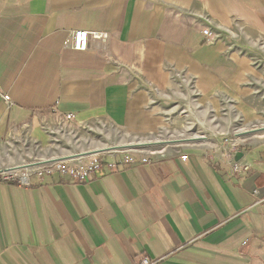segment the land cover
<instances>
[{"label":"crops","instance_id":"crops-1","mask_svg":"<svg viewBox=\"0 0 264 264\" xmlns=\"http://www.w3.org/2000/svg\"><path fill=\"white\" fill-rule=\"evenodd\" d=\"M77 30L108 39L76 52ZM263 49L264 0H0V148L61 160L95 126L148 160L0 182V264H264V131L223 138L261 119Z\"/></svg>","mask_w":264,"mask_h":264},{"label":"built area","instance_id":"built-area-1","mask_svg":"<svg viewBox=\"0 0 264 264\" xmlns=\"http://www.w3.org/2000/svg\"><path fill=\"white\" fill-rule=\"evenodd\" d=\"M204 37L207 40H212L214 38L215 32L210 30V28H205L202 30ZM108 39V34L102 32H86L82 30H77L73 32L69 38L63 42V46L71 47L74 51H86L89 49V41L95 40L101 43H105ZM3 99L9 100V96L4 95ZM72 115L66 114L62 117V120L68 121L72 119ZM117 150L111 151L108 156V160H103L100 154L90 155L87 157H80L77 159H65L50 162L48 164L28 166L21 170H1L0 172V182H13L18 186H29L30 178L35 176L37 179L41 180L44 176H49L53 173H57L61 176L68 177L78 183L90 181L97 171L106 168L110 172L117 170L118 168L135 165L138 160H136L132 154L126 153L121 155ZM186 155L182 158L185 159ZM139 163H148L147 158H140ZM34 164V163H33ZM231 174H236L244 171L247 167L241 165L237 161L230 162ZM155 261L149 259L148 257H143L136 264H154Z\"/></svg>","mask_w":264,"mask_h":264},{"label":"rangeland","instance_id":"rangeland-1","mask_svg":"<svg viewBox=\"0 0 264 264\" xmlns=\"http://www.w3.org/2000/svg\"><path fill=\"white\" fill-rule=\"evenodd\" d=\"M260 52V59H259V64H261V67H259V70L262 72V79L258 82L256 89H257V96L254 99L256 102L257 107L260 109L261 112V119L259 122H257L254 126V128H250L248 130L244 131H249L253 129H259V127H264V49L261 50ZM93 130L90 131L88 129L82 130L80 133H73V138H65V139H53L50 141L51 147L47 148L44 153H49L54 154L53 156H60L63 154L64 156H70V155H77L80 154L81 152H90L94 151L95 149H98L100 147H103L104 145L110 144V142H114L112 140L113 137H117V135H110V136H105V135H100L98 130L96 131V127L93 126L91 127ZM241 127H235V130H232L227 134L224 140H235L236 136L239 133L244 132ZM111 137V138H110ZM238 137V136H237ZM34 149H29L28 146L23 147V145H20L19 149L16 151L12 146H6L1 149L0 148V157L4 158L5 160L7 157H10L12 160L14 158L16 160H20L21 165H28V164H33L37 162V158L40 156L39 154L41 153L40 147L37 148V145L33 147ZM30 150V151H29ZM37 157V158H36ZM50 157V156H48Z\"/></svg>","mask_w":264,"mask_h":264},{"label":"water","instance_id":"water-1","mask_svg":"<svg viewBox=\"0 0 264 264\" xmlns=\"http://www.w3.org/2000/svg\"><path fill=\"white\" fill-rule=\"evenodd\" d=\"M260 131H264V127H259V129L256 128V129H253V130L244 131L243 133H239L237 136H241V135H244V134H247V133H259ZM133 146H135V147H147V146H150V145H148V144H141L140 143V144L133 145ZM125 147H122V148H125ZM115 148H118V147H110V148H107V149L95 150V152H85V153H80V154H77V155H70V156H66L65 158H63L61 160H65V159H77V158H80V157L95 155V154H98V153L110 152V150H114ZM58 160H60V159H51L50 161H47V162H35L34 164L21 165L18 168H8V169L9 170H21V169H23L25 167H28V166L48 164L50 162H54V161H58Z\"/></svg>","mask_w":264,"mask_h":264}]
</instances>
